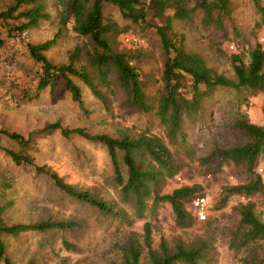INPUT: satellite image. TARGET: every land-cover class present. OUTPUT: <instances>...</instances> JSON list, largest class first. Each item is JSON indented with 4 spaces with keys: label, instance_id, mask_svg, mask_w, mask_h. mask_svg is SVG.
Instances as JSON below:
<instances>
[{
    "label": "rangeland",
    "instance_id": "1",
    "mask_svg": "<svg viewBox=\"0 0 264 264\" xmlns=\"http://www.w3.org/2000/svg\"><path fill=\"white\" fill-rule=\"evenodd\" d=\"M11 3L12 0H0V9ZM256 3L264 7V0H232L233 23L227 21L224 30L203 25L199 14L193 20L175 22L174 27L185 33L187 47L200 53L215 71L231 77L234 76L231 55L241 53L247 59L248 49L255 40L264 39L263 26H255L262 18ZM45 11L49 14L47 18L13 37L7 35L0 20V35L4 40L0 47V128L28 135L31 143L29 148H23L0 132V205L6 204L0 215L8 224L76 219L81 226L4 235L6 253L11 261L14 264H104L119 258L121 248L126 245L132 231L142 240L143 221L150 220L154 247H158L162 238L171 246L177 237L189 240L207 237L211 246L204 264H243L242 257L247 252L230 247V239L239 222V203L247 198L232 194L222 207L211 205L219 197L223 185L245 181L247 172L242 166L230 162L216 166L200 160V157L207 155L215 145L225 147L246 140L242 131L235 127L234 119L241 114L262 123L264 91L250 94L234 88H218L207 102L206 119L187 124L188 144L180 149L179 154L183 166L158 187L160 192H166L183 184L199 183L204 190L197 193L205 194L211 206L208 207L207 218L204 221L196 219L187 228L177 227L168 203L160 204L155 215L145 211L146 215L140 218L135 215L133 198L120 200L105 145L76 133L65 137L59 129L43 130V126L58 120L65 126H83L90 132L118 136L123 133L136 135L143 131L158 133L161 125L152 111H140L127 102L126 93L113 73L109 75L107 84L100 81L87 59V51L92 49L90 39L70 26L62 29L47 50V56L53 62H64L69 52L77 47L79 51L74 65L88 70L105 101L97 98L78 76L72 77L81 88L84 108L72 100L63 87L52 93L45 88L36 94L34 90L40 66L29 55L26 42L43 41L56 32L59 27L57 0H47ZM103 13L105 20H113L118 26L127 28L118 35L119 48L140 49L136 64L147 81L145 90L149 101L156 104L162 87L160 73L164 60L156 29L123 17L109 2L104 3ZM14 21L20 22V19ZM149 21L157 24L162 19L154 17ZM6 148L22 150L32 155L37 163L50 165L67 182L115 202V206L124 210L129 222L103 216L97 208L67 195L46 174L36 172L32 166L16 164ZM118 159L126 175L121 151H118ZM256 166H264L261 158ZM252 199L255 212L264 221V199L257 196ZM63 240L76 247L65 246Z\"/></svg>",
    "mask_w": 264,
    "mask_h": 264
},
{
    "label": "trees",
    "instance_id": "2",
    "mask_svg": "<svg viewBox=\"0 0 264 264\" xmlns=\"http://www.w3.org/2000/svg\"><path fill=\"white\" fill-rule=\"evenodd\" d=\"M47 0H12L4 9H0V20L9 37L19 35L29 27H35L42 18L49 14L45 11ZM59 3V27L52 37L39 42L27 41V49L32 59L40 66L35 84V93L48 88L52 93L58 87L65 88L72 100L84 108L82 91L72 76H78L92 91L105 101L104 94L98 89L92 76L83 66H75L78 55L77 47L69 52L64 62H53L47 56V50L56 41L61 31L70 26L78 34L90 39L92 49L87 51V59L100 81L109 82V75L115 79L126 93L127 102L143 112H153L157 117L161 130L158 133L141 132L136 135L123 133L113 136L107 132H90L83 126H65L56 120L43 126V130L57 128L65 137L72 133L105 145L113 167V178L120 200H134L135 215L144 217L145 211L156 214L157 207L168 203L177 227H190L198 220L207 218L209 201L199 183L183 184L166 192L158 187L166 179L183 166L180 149L186 147L188 123L203 122L208 115V100L220 87L234 88L255 94L264 91V39L257 38L248 49L245 59L241 53H233L230 58L234 76L215 71L205 58L186 45V35L177 31L175 22H186L200 15L203 25L213 26L216 30H224L225 23H233L232 0H57ZM115 5L123 17L138 24L152 25L159 35L160 47L164 54L160 79L162 82L156 104L149 101L145 90L146 79L136 64L140 49H122L117 45L120 27L113 20H105L104 3ZM257 4L261 20L255 26H263L264 7ZM28 5L27 7H23ZM162 19L160 23H150V18ZM20 19V22L14 20ZM11 20V21H10ZM13 20V21H12ZM238 31L236 27H233ZM4 43L0 35V47ZM263 122L250 120L246 115L234 119L236 128L242 131L246 140L230 146L215 145L207 155L200 157L205 162L220 166L230 162L242 166L247 172L245 181L233 185H223L221 193L213 203L220 208L228 203L232 194L243 195L247 199L239 203V222L232 232L230 247L234 250L244 249L247 253L242 257L243 264H264V221L255 212L253 196L264 199V166L258 170L259 158L264 163V95L261 105ZM17 141L23 148H29L30 138L18 131L0 128ZM127 168L123 174L118 159ZM6 152L16 164L32 166L38 173L46 174L61 191L79 201L88 203L98 209L99 213L119 222H129L126 213L115 202L106 200L86 188H80L67 182L54 168L45 163H37L33 156L6 148ZM205 195L207 205L206 217L199 219L195 215L191 203L194 195ZM189 203V207L187 204ZM210 206V207H211ZM6 204L0 205V213ZM209 207V208H210ZM81 226L76 219L37 220L8 224L0 215V264H14L6 253L4 235H18L26 231H46L54 228ZM142 240L132 231L126 245L121 248L118 259L104 264H204L208 258L210 243L207 237L184 239L177 237L173 245H168L164 238L158 247L152 243V222L144 220L142 224ZM67 247L76 245L63 240ZM145 254L143 255V252ZM26 264V263H24Z\"/></svg>",
    "mask_w": 264,
    "mask_h": 264
},
{
    "label": "built area",
    "instance_id": "3",
    "mask_svg": "<svg viewBox=\"0 0 264 264\" xmlns=\"http://www.w3.org/2000/svg\"><path fill=\"white\" fill-rule=\"evenodd\" d=\"M259 171H263L262 167L258 168ZM191 203L194 208L195 215L199 219H204L206 217L205 207L207 205V198L205 195H194L191 197Z\"/></svg>",
    "mask_w": 264,
    "mask_h": 264
}]
</instances>
